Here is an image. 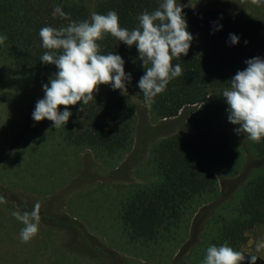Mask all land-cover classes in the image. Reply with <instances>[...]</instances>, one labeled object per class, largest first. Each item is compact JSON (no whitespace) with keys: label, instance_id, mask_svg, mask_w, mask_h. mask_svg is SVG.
I'll return each instance as SVG.
<instances>
[{"label":"trees","instance_id":"1","mask_svg":"<svg viewBox=\"0 0 264 264\" xmlns=\"http://www.w3.org/2000/svg\"><path fill=\"white\" fill-rule=\"evenodd\" d=\"M161 2L101 0L94 12L107 14L114 10L120 26L132 30L138 27L141 13L153 12ZM79 3L0 0V35L7 36L0 45L1 57L7 56L14 68L24 70L48 66L40 60L46 49L42 47L39 31L46 26L60 28L70 21L89 20L93 12ZM57 6L62 7L69 19L53 16ZM183 13L193 40L188 54L174 59L173 64H180L184 74L147 104L158 120L186 115L189 131L155 144L151 163L159 181L138 189L119 212L125 231L136 241L155 240L162 231L178 225L193 206L204 208L209 202L222 199V193L218 195L219 176L235 178L243 167L242 134H237L234 130L238 126L228 120V105L222 92L230 87L229 81L237 71L247 67L245 61L254 57L264 59V21L246 11L229 14L215 8H183ZM230 34L239 38L238 44H231ZM98 43L101 54L111 52L124 59L131 82L126 81L124 93L102 85L109 87L103 98H97L95 93L89 104L83 106L79 102L69 106L72 115L62 132L70 144L85 146L98 157L114 156L126 152L133 143L134 109L130 93L136 90L139 99L145 102L138 87L145 69L135 45L129 47L111 35ZM250 148L257 156H264V138L260 143L251 141ZM205 216L206 213H200V217ZM212 224L218 226L207 248L227 242L234 250L243 252L247 233L264 225V170L219 206L206 231ZM250 259L245 254L243 264H250Z\"/></svg>","mask_w":264,"mask_h":264},{"label":"rangeland","instance_id":"2","mask_svg":"<svg viewBox=\"0 0 264 264\" xmlns=\"http://www.w3.org/2000/svg\"><path fill=\"white\" fill-rule=\"evenodd\" d=\"M94 12L101 0H76ZM79 3V4H80ZM183 8L218 9L229 14L246 11L264 21V5L250 0H177ZM58 69L51 64L14 68L0 54V264H203L207 242L217 224L206 231L219 206L259 171L264 156L250 148L242 134V171L235 178L219 176L222 199L202 208L193 206L178 225L155 240H133L119 212L138 189L159 181L151 152L159 141L189 131L188 118L158 120L150 105L130 95L134 109V140L124 153L98 157L85 146L70 144L62 130L32 113ZM109 87L100 85L97 98ZM60 106L59 111H64ZM158 129V132L156 133ZM217 195V196H218ZM41 205L38 234L21 243L23 224L12 215ZM199 206V207H198ZM206 213L200 217V213ZM205 230V231H204ZM264 225L246 235L243 252L264 264ZM258 260H261L260 262Z\"/></svg>","mask_w":264,"mask_h":264},{"label":"clouds","instance_id":"3","mask_svg":"<svg viewBox=\"0 0 264 264\" xmlns=\"http://www.w3.org/2000/svg\"><path fill=\"white\" fill-rule=\"evenodd\" d=\"M250 2L256 6L264 5V0ZM53 16L69 19L60 6L54 8ZM137 19L138 27L128 30L120 26L118 13L110 10L107 14L93 12L89 20L70 21L60 28L42 27L39 37L46 51L40 60L44 64L55 65L58 71L48 84L43 85L45 95L36 102L33 120L41 122L47 119L59 129L72 115L69 106L79 102L83 106L89 104L100 85H110L122 93L127 91L126 81L131 82V74L125 72L124 59L111 52L101 54L98 41L107 35L129 47L136 46L145 69L138 87L146 103L153 102L172 80L182 76L181 65L173 64V60L186 56L193 40L183 5L177 0H162L156 10L151 13L145 10ZM6 40L7 36L0 35V45ZM230 42L238 44L239 38L230 34ZM245 63L247 67L237 71L222 96L228 105L229 122L238 126L234 131L260 143L264 138V59L254 57ZM60 106H64V111H59ZM83 106L80 108L82 112ZM3 202L4 198L0 197V203ZM40 209L37 202L31 212L17 210L12 213L23 224L19 233L21 243L30 242L38 234ZM260 248H264V243L257 245V249ZM250 256V264H256L258 257ZM244 260L243 252L234 250L225 242L220 246H209L203 264H243Z\"/></svg>","mask_w":264,"mask_h":264}]
</instances>
